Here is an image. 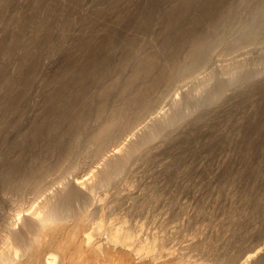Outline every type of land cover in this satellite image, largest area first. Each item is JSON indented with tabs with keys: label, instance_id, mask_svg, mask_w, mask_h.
Returning a JSON list of instances; mask_svg holds the SVG:
<instances>
[{
	"label": "bare ground",
	"instance_id": "6f19581e",
	"mask_svg": "<svg viewBox=\"0 0 264 264\" xmlns=\"http://www.w3.org/2000/svg\"><path fill=\"white\" fill-rule=\"evenodd\" d=\"M13 1L0 0V21L15 26L10 36L0 37V56L9 59L13 49H21L16 75L6 71L5 62L0 63V129L4 124L9 130L18 127L24 95L41 59L38 49L47 43L59 46L58 37L40 33L43 29L49 32L56 19L64 33L70 23L66 4L78 3L61 1L62 16L55 18L52 9L38 8L42 0H35L32 15L11 20L4 12ZM162 1L147 0L133 15H119L117 21L132 22L136 30L147 28ZM29 27L34 33L22 41ZM157 32L164 46L148 51H140L142 41L136 34L124 36L108 28L100 37H80L76 57L81 61L67 62L60 74L45 78V87L54 82L41 102L46 114L33 117L17 135L15 160L7 162L9 156L0 150L3 193L11 198L19 192L24 199L23 194L32 190L35 199L41 197L25 213L0 207L4 231L0 233V264H130L132 257L157 264L156 236L141 245L145 248L141 251L133 245V234L124 221L109 226L100 242L92 236L101 231L104 213L89 226L87 217L80 216L69 225H64L65 218L77 216L93 204L99 183L118 182L129 159L137 157L142 147L147 151L145 146H153L157 139L169 140L171 135L163 136L169 127H178L184 120L193 125L201 118L203 137L198 138L202 128L189 131L187 152L196 156L201 151L208 158L219 159L224 174L234 171L241 186L245 213L241 215L249 221L248 227L241 223L234 233L235 243H240L227 254L228 263L264 264V0H177L160 12ZM116 48L120 54L115 61L111 56ZM214 56L220 60L219 69L204 78L199 94H189L187 88L192 87H186L182 106L172 89L194 79ZM165 100L171 109L163 112L160 104ZM138 125L142 126L138 138L120 146L123 136H128L125 133ZM6 137L0 133L2 141ZM40 143L43 149H38ZM231 146L234 154L228 153ZM93 163L98 169L93 166L85 176L70 177L71 168L86 169ZM155 200V196L151 198ZM60 231L66 237L56 242ZM243 237L252 243L243 245ZM71 247L75 249L66 260Z\"/></svg>",
	"mask_w": 264,
	"mask_h": 264
},
{
	"label": "rangeland",
	"instance_id": "374dc122",
	"mask_svg": "<svg viewBox=\"0 0 264 264\" xmlns=\"http://www.w3.org/2000/svg\"><path fill=\"white\" fill-rule=\"evenodd\" d=\"M61 1L65 2V0H42L38 8H50L55 14L53 16L59 18L63 13L59 9ZM146 1L78 0V3L76 1L75 4L69 2V4H66V9L70 15V23L64 33L61 31L59 19L54 21L56 23L53 24V28L49 32L43 29L40 35H47L53 38L58 37L59 46L53 47L50 43H47L38 49L37 52L41 59L36 72L30 78L29 86L24 95L22 111L17 124L18 127L9 130L8 127L2 124L4 129L1 128L0 133L2 136L7 135V137L4 141L0 139V150L4 155L9 156L6 159L7 162L16 159L15 155L17 152L14 150L13 143L17 140L18 134L25 129L33 117L37 115L41 116L46 112L45 108L41 106L43 104L41 102L45 94L50 92V88L54 86V82L52 85L45 87V78L51 79L60 74L68 63L73 64L81 61L76 57L80 53V48L77 46V41L80 37H100L103 36V29L108 28L124 36L136 34L142 41L140 51H148L164 46L162 37L157 32L159 15L164 8L174 5L177 0H163L159 6L161 8L154 15L152 24L142 30H136L132 22L123 23L117 21V16L119 15H133L137 9L145 5ZM34 7L35 0H14L4 13L7 15V19L11 18L12 20V18H17V16L32 15ZM56 7H58V10L54 11ZM38 16L45 17V14L38 13ZM14 29L15 26L13 24H5V22L0 21L1 38L5 34H9L10 36L11 32H14ZM32 29V27H29L25 30L21 36L23 38L22 41L26 37L33 35ZM20 54L21 49L19 46L13 49L9 59H6L4 54L0 56V63H6L5 68L9 74L16 75L18 70L17 61H19ZM69 54H72V56L67 57ZM119 54L120 49L116 48L111 56V60L116 61L119 58ZM215 58L217 59L218 57L214 56V60L212 59L210 62L211 64L198 70L197 77L195 76L190 82L176 85L172 89V93L176 95L173 94V97L181 100L182 106L185 105V88L191 85L190 87L194 89L187 88L188 91L191 89L189 94L192 91V94L197 92L199 94L198 90L202 87L204 78L210 71H217L219 69L220 60L217 59V61ZM25 68L27 69L29 66L25 65ZM182 87H184V90ZM0 92L2 91L0 90ZM167 103L169 101L165 100L164 103L160 104V107L163 106L162 110L170 111V105L168 107ZM11 117L15 118V115H11ZM203 121V118H201L191 125L192 122L184 120L179 123L178 127L177 124L164 131L163 136L174 135L173 137L169 136V140L161 137L152 143L153 146H145L147 151L142 147L141 150L145 152L141 151V153L143 152L142 154L138 152L139 156L137 155L136 157L134 155V157L129 159L128 166L125 168L127 170L122 174V177H120L121 175L119 176L118 182L116 179L117 183L115 182L109 186L99 183L94 188V200L92 199L94 202L91 200L93 204L86 205L84 212L81 214L65 218L64 225H69V223H73L74 219L84 216L87 217L86 222L89 226L92 222L100 220V216L102 215L100 213H104V223L101 231H96V233H100L93 235L97 238L92 236L94 240L101 239L100 242L104 241L105 238L103 240L102 237H105V234H108L111 229L108 227L120 225L124 221L125 226L133 234V245L138 249H142L141 251L145 250V248H141V245H146L151 240L152 235L156 236L155 238L158 239L156 246L157 264H195V262L197 264L199 262V264H202V262L203 264H227L230 261L227 254L229 256L236 249L237 244L240 243H235L236 236H234V233L238 230L241 223L244 225L243 227H248L249 221L246 220L245 215H241L245 214L242 211L241 186L234 171L231 169V174L226 171L225 173L230 175L225 177L224 175L226 174H224L219 165V159L208 158L201 151L196 156L193 153H188L190 150L187 152L189 146L188 138H190L189 133L195 128L201 130ZM189 128L190 130H188ZM137 129L140 130L138 131ZM130 131L133 133L129 134ZM130 131H127L129 133H125L128 136H123V140L122 138L120 139L122 140L121 142L124 141V144H119L120 146L125 145L128 141L137 139L142 131V126L138 125ZM202 131L203 128L200 137H198L200 139L203 137ZM119 141L113 142L109 149L112 146L114 147ZM168 141H170V145L167 144ZM192 142L193 140H191ZM42 145L40 143L38 149H43L44 146L42 147ZM230 148L228 153L231 151L230 153L234 154V148L232 146ZM26 157L28 158L29 154ZM47 157L49 158L50 155ZM99 162L102 161H98V165ZM2 164L3 162L1 161L0 167ZM95 164L86 169H76L73 167L69 170V175L71 177L73 175H84V173L89 174L94 169H92L93 166L95 169H98L99 166L97 163ZM100 165L102 166V163ZM219 170L221 173L218 172ZM154 196L157 200L151 201V198ZM8 197V195L3 193V190L0 191V207L5 211L14 209L15 211H20V213H25L32 205L35 207L37 200L39 201L41 198L35 199L32 190L23 194L24 199H22V195L19 192L11 195V198ZM1 229L0 233H3L4 231ZM86 230L89 231L90 228H86ZM62 232H59L56 242L60 240L64 241L66 233ZM82 235L83 232L80 233V238H77L75 247ZM241 243L245 246L250 245L252 240L243 237ZM75 247L70 248V251L66 255V260ZM133 258L130 264H149L142 260L140 262L136 258L134 260ZM246 263L250 264L249 262Z\"/></svg>",
	"mask_w": 264,
	"mask_h": 264
}]
</instances>
